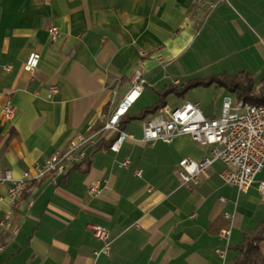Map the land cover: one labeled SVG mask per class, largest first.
Segmentation results:
<instances>
[{
	"label": "crops",
	"instance_id": "crops-1",
	"mask_svg": "<svg viewBox=\"0 0 264 264\" xmlns=\"http://www.w3.org/2000/svg\"><path fill=\"white\" fill-rule=\"evenodd\" d=\"M52 26L62 31L54 42ZM34 52L41 62L29 74L24 64ZM137 69L147 83L138 100L143 110L159 102L166 86L204 71L208 77L246 71L259 82L264 0H0V166L20 177L73 138L94 134L131 89ZM52 86L59 93L50 99ZM227 96L216 84L196 87L183 98L169 95L163 108L191 102L218 119ZM8 98L17 110L11 121L1 116ZM137 120L123 130L136 140L119 153L105 139L83 166L28 188L15 207L6 199L9 184L0 182V221L13 210L18 230L3 233L0 264H222L215 250L227 246L224 228H231L233 262L244 234L264 220V170L242 192L223 182V164L215 163L208 180L187 188L180 161L199 162L209 148L186 135L170 144L143 142ZM95 181L102 192L91 197ZM91 225L109 230V255H96L103 243Z\"/></svg>",
	"mask_w": 264,
	"mask_h": 264
},
{
	"label": "built area",
	"instance_id": "built-area-1",
	"mask_svg": "<svg viewBox=\"0 0 264 264\" xmlns=\"http://www.w3.org/2000/svg\"><path fill=\"white\" fill-rule=\"evenodd\" d=\"M228 1L219 0V3ZM215 6L216 4H211L210 9H214ZM49 34L53 42L62 37V31L58 26H52ZM40 62L41 55L31 53L24 64V71L33 74ZM131 81V89L113 109L99 131L89 136L73 138L64 149L53 151L42 162L37 163L33 170L25 171L20 177H15L12 170H5L0 166V182L9 184L6 199L11 207L18 204L28 188L40 185L48 176L62 179L69 172L83 166L89 158L91 149H95L101 141L115 138L109 149L119 153L127 140H136L134 135L127 134L121 129V124L123 118L141 98L147 83L143 79L141 69L135 70ZM58 93L59 88L52 86L48 98L51 99ZM241 111L244 113L240 114ZM16 112V107L8 98L1 109V116L6 121H11L15 118ZM142 128V141L151 145L157 142L170 144L176 137L186 135L198 145L209 148L208 154L199 162L191 159L180 161L179 175L182 185L187 188L198 186L208 180L215 163L223 164L220 172L223 182L242 192H247L258 174L264 170V106L242 101L234 103L233 98L227 96L223 100L221 116L216 119L206 117L199 104L185 102L174 109H159L142 120ZM130 164V160L127 159L121 166L128 168ZM135 174L140 177L142 171L137 170ZM259 191L264 194V182L259 183ZM101 192L102 185L98 181L88 186V194L91 197H97ZM4 199L0 197V203ZM14 221V211L11 210L0 221V235L5 232L17 235L18 230H15ZM90 231L103 243L102 249L96 252V255H109L111 249L109 230L103 226L91 225ZM230 236L231 228H224L220 237L226 240L227 246L215 250L222 264H234L228 261Z\"/></svg>",
	"mask_w": 264,
	"mask_h": 264
},
{
	"label": "trees",
	"instance_id": "trees-1",
	"mask_svg": "<svg viewBox=\"0 0 264 264\" xmlns=\"http://www.w3.org/2000/svg\"><path fill=\"white\" fill-rule=\"evenodd\" d=\"M216 84L218 87L224 88L229 94L235 95L237 100L244 103L264 106V77L256 82L254 76L249 72L242 71L234 76L221 74L214 75L208 78L193 79L187 81L180 86L170 84L165 89L159 92V102L154 106L147 108L143 113L137 117H131L127 114L121 124V129L133 119L144 120L151 114L156 113L159 109L166 107V98L175 94L176 96L183 98L190 90L196 87H209ZM102 123L96 124L92 129V133H95L103 128ZM115 138H111L108 141V146ZM104 140L101 141L95 149L103 147ZM78 169V168H76ZM7 237L6 234L0 235V244H2ZM264 242V220L259 223L252 232L244 234L243 243L233 249L234 264H264V259L259 256L260 246Z\"/></svg>",
	"mask_w": 264,
	"mask_h": 264
},
{
	"label": "rangeland",
	"instance_id": "rangeland-1",
	"mask_svg": "<svg viewBox=\"0 0 264 264\" xmlns=\"http://www.w3.org/2000/svg\"><path fill=\"white\" fill-rule=\"evenodd\" d=\"M202 76H199L197 79H201V78H207L208 76H207V72H202V74H201ZM194 79V78H193ZM188 80H190V79H185L184 81H188ZM232 97H233V101H234V103H237V98H236V96H233L232 95ZM141 105H142V101H139L137 104H135L133 107H132V109L130 110V114H133V115H137V116H139L140 114H142V112L144 111L143 109H141L140 107H141ZM216 105H217V103L215 104V105H212V107L213 106H215L216 107ZM244 112L243 111H241L240 112V114H243ZM137 127H138V131L136 132V134L137 135H141V136H143V128H142V121L139 119V120H137L136 121V124H135ZM129 131H130V129H128ZM128 130H126V131H128Z\"/></svg>",
	"mask_w": 264,
	"mask_h": 264
}]
</instances>
